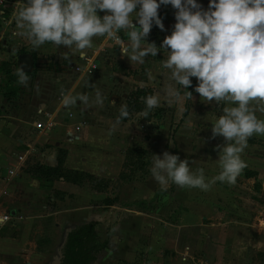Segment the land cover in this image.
I'll return each instance as SVG.
<instances>
[{"label":"rangeland","instance_id":"1","mask_svg":"<svg viewBox=\"0 0 264 264\" xmlns=\"http://www.w3.org/2000/svg\"><path fill=\"white\" fill-rule=\"evenodd\" d=\"M25 3L27 0H7L1 8L0 94H6L11 88L23 89V86L17 83L15 71L20 67L15 59L18 54L27 53L29 50L26 48L30 49L31 44L21 35L13 36L9 33L10 30L7 33L3 32V28H6L8 24L16 23L15 15L25 6ZM208 5L209 0L202 7L207 10ZM172 30L173 26L164 25L163 31L158 26H153L149 43L154 42L159 48L163 39L170 35ZM21 31L18 29L17 33ZM38 55L41 58L36 63V69L52 70V72L57 69V64L50 61L49 57V59L46 58L48 62L44 60L45 54L38 53ZM163 59L165 56L161 51L156 57L148 56V65L130 63L131 66H126L129 68H125L123 77L115 76L116 70H113V67L117 68L118 63L108 66L112 68V70H105L109 73L106 77H108L107 84L112 86L111 89L105 92L103 103L98 104V111L92 113L85 111L87 116L85 117L92 124H95L97 116L101 117V115H111L120 123L126 122V131L131 139L125 148L141 147L147 151L146 158L149 159V163L143 170L138 169L129 173L131 166L126 169L121 166L120 172L124 171L129 177L120 179L118 174L105 189L108 191L109 188L110 195L116 193L125 180L131 182L137 189V182L146 176L152 177L150 172L152 154L162 156L165 151L179 155L181 160L187 159L192 171L202 168L208 180L221 171L217 163L219 151L216 146L224 144V138L222 136L212 138V124L209 120L222 115L223 107L226 105L224 102L203 103L199 94L195 92L198 83L195 77L191 78L192 86L189 87L193 99L189 100L183 91L178 100L171 97L168 94L169 91L179 86L171 78L170 70L162 67ZM70 67L73 71L79 70L76 69L78 65L74 67L73 64ZM30 69L32 67H29ZM6 70L10 72L6 74ZM143 71L146 74L142 73ZM149 72L151 79L148 76ZM135 74L140 75L139 80L146 82V90L143 89L146 96L156 95L160 103L147 117L141 115L143 111H132L128 117H121L120 108L125 104L122 101H125V95L130 92L127 88H120V86L124 81L127 82L126 77L129 79L131 77L132 81H135L133 79ZM118 79L120 80L117 81ZM131 84L134 83L131 82ZM114 87H116L114 89L116 93L112 92ZM118 100H122L121 104L116 105ZM10 103L11 105H6L9 108L7 110L17 108L24 116H28L27 108ZM115 107L117 109L111 111ZM257 117L264 120V115L260 113H257ZM115 129L116 133H124V128L120 126ZM146 141H149L148 148L145 146ZM90 142L89 148L95 147V143ZM242 159L246 161L247 167L234 185L217 181L208 191L198 188H181L175 184L162 190L152 177V189L145 188V191L136 193L134 202L128 200L125 204L130 209L151 215V217H144L139 214L146 218L144 221L147 224L136 221L134 225L132 224L133 226L131 225L132 229L136 228L133 233L136 234L134 238L136 250L133 256L116 258L108 243L109 237L114 233L116 218L114 220L105 218L103 222L93 221L101 247L90 264H264V135L254 134L249 138L248 147L244 150ZM28 166L25 170H28ZM247 174L249 176H246ZM85 186L89 188L86 184L81 185V187ZM7 190L12 192L14 197L3 198L1 202L2 206H6V214L10 217L9 221L2 225L3 227L6 225L3 232H6L8 236L13 235L18 242L15 253L8 256L9 259L0 257V264H55L58 262L67 230L79 223L90 221L88 218L92 216L88 214H92L97 209L81 208L80 200L74 201L72 198L55 204L53 200L48 199L49 195H52L54 199L53 193L47 191L48 188L42 182H39L37 187L29 183L25 186L10 183ZM80 193L86 194L83 188H80ZM142 195L145 197L142 198ZM186 210H198L199 215L204 217L200 219L202 232L197 233L194 225H186L187 221L179 219L181 212ZM100 211L107 215L105 213H108V208H101ZM116 211L119 216L124 213L121 210ZM62 216L68 217L69 221L62 220ZM175 220L181 221L180 228L174 226L178 224V221L174 222ZM162 225L164 226L163 234L159 232V235L155 237V232ZM141 247L148 252L149 257H146L147 253L140 251ZM171 249H175V252H171Z\"/></svg>","mask_w":264,"mask_h":264},{"label":"clouds","instance_id":"2","mask_svg":"<svg viewBox=\"0 0 264 264\" xmlns=\"http://www.w3.org/2000/svg\"><path fill=\"white\" fill-rule=\"evenodd\" d=\"M162 5L176 10V23L158 48L147 38L154 24L164 30L158 14ZM98 11L105 14L101 17ZM15 21L22 30L16 34L34 50L47 42L75 50L81 57L93 48L94 37L107 36L120 44L118 33L124 31L129 42L121 55L131 64L143 65L146 57L163 51L162 67L170 70L179 86L169 91L171 97L178 100L183 91L193 99L187 89L195 77V92L203 103L224 102L223 114L209 120L212 138H224V144L216 146L220 173L208 180L202 168L192 171L189 161L179 155L152 154L150 172L162 190L171 184L202 191L217 181L234 185L247 167L242 154L249 138L264 135V120L257 117V113L264 115V0H209L207 10L197 0H27ZM15 75L18 84L28 86L30 77L22 66ZM148 76L152 78L150 72ZM77 100L89 103L87 95L70 93L62 103L71 107ZM96 103H103L98 90ZM143 103L141 115L147 117L160 102L149 95ZM120 115L129 116L127 105H121Z\"/></svg>","mask_w":264,"mask_h":264},{"label":"crops","instance_id":"3","mask_svg":"<svg viewBox=\"0 0 264 264\" xmlns=\"http://www.w3.org/2000/svg\"><path fill=\"white\" fill-rule=\"evenodd\" d=\"M206 1L197 0V3L204 5ZM175 11L171 5H162L158 9V14L164 25L174 26L176 23ZM104 14V12L98 11V15L101 17ZM132 18H134V14ZM7 31L15 36L18 31L16 23L8 24L6 28H3V32L7 33ZM118 35L122 40L120 44H116L114 40L107 36L94 37L93 48L87 50L85 57H81L75 50H69L65 47L56 48L47 42L35 50L30 45V49L26 48V50H29L27 53L16 56L17 65L26 70L30 81L27 87L23 86V89L16 87L14 95L10 96L11 98L0 94V214L6 213V206H2L1 203L2 199L10 196L14 197V194L12 195V192L7 190L10 183L17 186H25L26 183L38 186L39 181L32 178L30 173L25 170L26 165L31 166L37 163L54 167L57 165L59 150L64 151L61 162L62 168L83 171L95 177L107 179L110 182L116 179L127 149L125 147L131 139L126 131L127 123H120L111 115H101V117L97 116L95 124H92L86 118L85 111L91 113L98 111L99 103H96L95 98L97 90L101 93V99L104 100L105 92L111 89L112 86L110 87L107 84L108 77H106L109 76V73L105 70H112V68L110 69L108 66L114 65V63L119 64L117 68L113 67V70H116L115 76L117 77H123L125 68H129L126 66H131L129 65V59L121 55L122 49L129 42V37L124 31L119 32ZM147 41H150V35ZM38 53L45 54L44 60L46 62H48L46 59L48 57L50 61L55 62L57 69L53 72L52 70L36 69V63L41 58ZM66 56L69 59H65ZM145 59L143 66L148 65V57ZM73 64L74 67L78 65L79 70L73 71L70 67ZM29 67H32V69L29 70ZM142 73L146 74L145 71ZM126 79H128L127 82L124 81L121 86L119 85L120 88H127L130 93L137 89L142 90L145 88L146 90V82L139 80V74L133 75L135 81H132L131 77L130 79L126 77ZM131 82L134 84L132 85ZM114 89L116 87L112 89V92L116 93ZM69 93L73 97L85 94L89 97V103L85 105L77 100L75 105L67 107L62 103V99L64 95ZM129 94L125 95V100ZM116 98L118 99V97ZM121 101L118 100L116 105L121 104ZM10 102H12V105H22L27 108L28 116H24L17 108L7 110L9 108L6 105H11ZM122 103L124 104L125 101H122ZM117 107L112 108L111 111L116 110ZM38 111L41 112L38 113ZM119 126L124 128V133H116L115 128ZM90 141L95 143V147L89 148ZM148 142L145 143L146 148H148ZM28 143L34 145L35 149L29 159L30 162L26 163L21 169L18 168L16 174L5 181L7 171L15 166V154L23 150ZM126 181H124L125 183L122 182L116 193L112 195L109 193V188L108 191L99 192L86 186L85 188L62 180H53L50 189L47 191L53 193L55 204L58 201L64 202L66 199L72 198L74 201L76 199L80 200L81 208H97L95 212L88 214L92 216L88 218L90 221L103 222L105 218L107 220L116 218L114 220L116 221L114 223V233L109 237L108 243L112 247V252L116 258H126L128 255L132 257L134 250H136V244H134L136 234H133L136 228H133V230L132 226L136 221L147 224L144 217H151V215L143 214L136 209H130L125 204L128 200L134 202L136 193L142 190L145 191V188L152 189L151 184L153 182L152 177L146 176L140 182L136 181L138 185L135 189L131 182ZM80 188H83L86 194H81ZM106 197H116V199L111 204H104L102 201ZM141 197L144 198L145 196L142 195ZM101 208H108V213H105L107 215L100 211ZM116 210H121L124 213L119 216ZM139 214L144 217L139 216ZM63 216L61 217L62 220L69 221L68 217ZM179 217V219L188 222H185L186 225H194V230L196 229L197 233L202 232V228L200 229L202 220L200 219L204 217L199 215L198 210H186L181 212ZM157 220L160 219L157 218ZM176 221L178 220L174 222L176 223ZM180 222L178 221V224L176 223L174 226L180 228L182 226ZM4 228H6V225L0 227V257L9 259L8 256L13 255L16 251L18 239H15L13 235L8 236L6 232L4 233ZM159 232L161 235L163 234V225L155 232L154 236H158ZM139 249L141 252L147 253L146 257H149L148 252L143 247ZM170 251L175 252V249Z\"/></svg>","mask_w":264,"mask_h":264},{"label":"trees","instance_id":"4","mask_svg":"<svg viewBox=\"0 0 264 264\" xmlns=\"http://www.w3.org/2000/svg\"><path fill=\"white\" fill-rule=\"evenodd\" d=\"M9 72V70H6L5 73L8 74ZM8 77L12 78L11 75H8ZM187 90L190 91L189 88ZM14 93L15 88H11L6 94L3 95L8 98L13 96ZM145 97L146 93L144 90L137 89L127 96L124 105H127L128 111H143V108L145 107L143 100ZM58 152L59 154L57 157L56 166L48 167L35 163L28 167L27 172L30 173L32 178L44 183L45 187L48 189H50L53 180H62L80 186L86 184L90 189L99 192L105 191V189L109 186L110 181L107 179L98 178L79 170L62 168L61 162L64 151L59 150ZM146 153L147 151L144 148L128 147L124 153L122 168L126 169V167L131 166L129 173L132 171L135 172L138 169L143 170V168L149 163V159L146 158ZM145 173L146 169L144 170V174ZM246 176L249 175L247 174ZM118 177L120 179H128L129 175L125 174L124 171H121ZM256 186L258 187V185ZM115 199L116 197H106L102 202L104 204H111V202H113ZM100 247L101 245L98 241L95 222L88 221L79 223L72 226L66 233L57 264H90L92 261H94L95 255Z\"/></svg>","mask_w":264,"mask_h":264},{"label":"built area","instance_id":"5","mask_svg":"<svg viewBox=\"0 0 264 264\" xmlns=\"http://www.w3.org/2000/svg\"><path fill=\"white\" fill-rule=\"evenodd\" d=\"M7 0H0V14H2V9L4 7L3 3H6ZM76 69H79L78 67ZM41 111H38V113H40ZM132 112L131 110H129V113ZM40 125V123H39ZM35 149H34V145L28 143L25 148L23 150H21L19 153L15 154V166H13V168L9 169L7 171V176L5 177V181H8L10 179V177L14 176L16 174V170L18 168H22L23 166H25L26 163L30 162L29 159L30 157L33 155ZM27 166V165H26ZM49 200H53V198L51 197V195H49ZM9 215L6 213H2L0 214V227L7 221H9Z\"/></svg>","mask_w":264,"mask_h":264},{"label":"water","instance_id":"6","mask_svg":"<svg viewBox=\"0 0 264 264\" xmlns=\"http://www.w3.org/2000/svg\"><path fill=\"white\" fill-rule=\"evenodd\" d=\"M58 262H56L55 264H57Z\"/></svg>","mask_w":264,"mask_h":264},{"label":"flooded vegetation","instance_id":"7","mask_svg":"<svg viewBox=\"0 0 264 264\" xmlns=\"http://www.w3.org/2000/svg\"><path fill=\"white\" fill-rule=\"evenodd\" d=\"M68 232V231H67Z\"/></svg>","mask_w":264,"mask_h":264}]
</instances>
